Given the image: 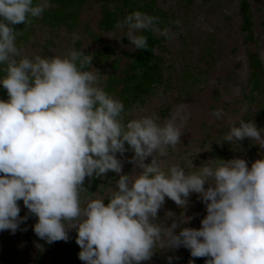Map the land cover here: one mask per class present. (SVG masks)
I'll return each instance as SVG.
<instances>
[{
	"label": "clouds",
	"instance_id": "9594fccd",
	"mask_svg": "<svg viewBox=\"0 0 264 264\" xmlns=\"http://www.w3.org/2000/svg\"><path fill=\"white\" fill-rule=\"evenodd\" d=\"M48 7L49 0H0V88L8 96L0 100V231L14 234L28 219L19 216L22 201L37 218L33 232L45 243L66 242L69 230H76L84 264H141L158 248L180 247L194 258L209 257L205 264H264V155L250 167L234 158L198 168L191 164L192 172L176 165L163 171L157 155L180 144L179 127L160 126L151 117L122 123L124 105L100 86L91 54L73 49L63 57L17 59L14 26L31 23L30 17H40ZM158 23V17L135 11L116 27L125 30L135 49L147 50V37L140 33L160 32ZM222 114L217 109L211 115ZM262 133L241 119L223 141L248 138L264 149ZM129 150L134 155L127 162L134 169L121 175L117 154ZM108 172L119 179L107 203L92 199L82 205L85 178ZM192 193L206 211L198 230L176 233L191 220L183 214L170 226L155 222L166 197L185 209Z\"/></svg>",
	"mask_w": 264,
	"mask_h": 264
},
{
	"label": "rangeland",
	"instance_id": "374dc122",
	"mask_svg": "<svg viewBox=\"0 0 264 264\" xmlns=\"http://www.w3.org/2000/svg\"><path fill=\"white\" fill-rule=\"evenodd\" d=\"M242 1L118 0L105 8L114 15L116 24L145 7L143 13L158 17L163 25L160 32L152 31L157 40L153 52L158 62L159 81L145 96L123 104L120 119L126 124L134 119L151 117L160 126L173 122L179 127L182 133L180 144L169 146L166 156L157 155V163L165 172L173 165L186 172L196 171L193 168L216 159L239 158L251 165L264 155V149L248 138L238 144L223 141L230 128L238 126L241 119L245 122L251 120L258 129H264V83L260 93L251 90L248 60L251 53L257 55L264 79V0H245L252 22V42L245 39L246 34L241 30ZM51 7L35 18L36 23L27 24L26 34L17 32L15 43L21 53L17 59L36 55L63 57L70 50H83L93 56L92 67L99 71V83L104 90L112 76L115 79L125 77L124 70L135 47L127 40L125 30L116 25L109 31L99 28L103 10L101 2L88 0L78 11L76 24L71 30L41 22ZM165 29L166 34H161ZM0 74L3 75L2 71ZM122 87L123 83H118L113 94H108L123 103ZM217 109L223 110L219 119L211 115ZM125 147L128 148L127 144ZM133 155L131 150L123 157L117 154L123 164L121 175L132 173L134 165L127 160ZM150 162L151 157L145 161ZM118 179L119 176L112 172L102 177H86L83 184L86 193L81 194V204L92 199H103L107 203ZM17 203L19 216H28V219L14 234L9 230L0 231V264H84L78 258L81 249L75 243V229L69 230L66 242L47 244L33 232L31 214L23 202ZM169 212L173 213L172 217L167 216ZM182 214L191 220L181 224L176 229L177 234L181 228H200L206 211L198 194H190L185 209L166 197L155 222L170 226L173 220L179 222ZM37 244L41 247L37 248ZM169 257H173L172 264H189V261L197 264L199 261L184 247L158 248L149 261L141 264H169Z\"/></svg>",
	"mask_w": 264,
	"mask_h": 264
},
{
	"label": "trees",
	"instance_id": "16d2710c",
	"mask_svg": "<svg viewBox=\"0 0 264 264\" xmlns=\"http://www.w3.org/2000/svg\"><path fill=\"white\" fill-rule=\"evenodd\" d=\"M88 0H49L50 5L52 6L44 15L42 19V23L50 26H66L68 30L72 29V26L76 23V17L78 15V11L84 6V4ZM96 2L102 3V16L99 23V28L104 31H109L114 28L116 25V18L112 13H110L107 9V6L111 2H115L118 0H94ZM36 0H34V3ZM145 11V7L142 9L141 12ZM240 11L242 14V26L241 30L243 33L246 34L245 39L247 41H253L252 35V22L249 12V6L245 0H243L240 4ZM154 16V15H152ZM31 23H36L35 18H31ZM27 24H19L15 25L14 29L18 33L26 34L27 29H25ZM158 28H162V23L159 21ZM140 34H143L147 37L148 40V47L147 50H137L135 49L134 53L130 55L131 61L127 64V68L124 70L125 77L123 79H115L113 76L108 79L107 84L105 86V91L107 93H112L118 83H123L122 87V95L121 100L123 104L132 103L136 99L140 98L141 96H145L151 86L159 81V67L157 58L155 53L153 52L155 44L157 40H155L152 31H142ZM249 60V69H250V76H249V83L251 90L260 93L261 86L264 83L263 79V71H262V64L255 53H251L248 56ZM114 68V67H113ZM1 75V74H0ZM116 84V85H115ZM0 99L7 100V92L5 89L0 88ZM127 95V97H123ZM31 222L34 225L37 222V218L31 214ZM207 257L199 258L197 264H202V262Z\"/></svg>",
	"mask_w": 264,
	"mask_h": 264
},
{
	"label": "water",
	"instance_id": "95a60500",
	"mask_svg": "<svg viewBox=\"0 0 264 264\" xmlns=\"http://www.w3.org/2000/svg\"><path fill=\"white\" fill-rule=\"evenodd\" d=\"M206 259H210L209 257H207ZM206 259L202 262V264H205V261H206Z\"/></svg>",
	"mask_w": 264,
	"mask_h": 264
},
{
	"label": "built area",
	"instance_id": "2783aa9c",
	"mask_svg": "<svg viewBox=\"0 0 264 264\" xmlns=\"http://www.w3.org/2000/svg\"><path fill=\"white\" fill-rule=\"evenodd\" d=\"M249 167H250V165H249Z\"/></svg>",
	"mask_w": 264,
	"mask_h": 264
}]
</instances>
